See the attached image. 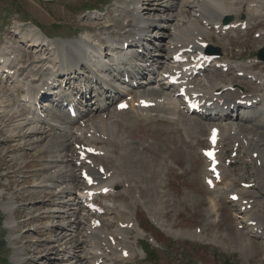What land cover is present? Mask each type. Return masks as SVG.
<instances>
[{"label":"rangeland","instance_id":"374dc122","mask_svg":"<svg viewBox=\"0 0 264 264\" xmlns=\"http://www.w3.org/2000/svg\"><path fill=\"white\" fill-rule=\"evenodd\" d=\"M183 1L0 0V51L6 56V64L10 63L9 71H14V74L0 72L5 81V88L1 86L0 91L3 89L6 93L3 99L10 101L7 107L0 98V264H93L95 257L102 256L105 264H264V167L261 163L264 162V61L255 56L264 47V6L259 7L261 15L256 13V16L253 13L255 8L251 7L254 4L246 10H238L235 1L230 0H223V4L221 0H205L207 5L201 3L203 0H187L189 5L185 7ZM216 2L222 5H216ZM199 4L206 9L218 6L216 8L223 11V18L230 14L231 23L244 20L247 28L239 27L222 33L214 26L220 24L221 27V21L215 24L208 21L211 22L209 24L199 15ZM229 4H233L236 13L226 10L230 8ZM167 14L171 18L164 21ZM148 15L152 27L147 29ZM182 28V34L193 28L203 31L201 36L193 35L192 38L202 37V41L219 48L220 60L229 61L227 71L208 68L203 75L194 77V86L205 87L212 79L219 85L232 87H225L231 93L237 94L241 89L250 97L261 98V109L257 112L248 113L249 108L242 109L245 105L242 103L241 107L234 108L233 117L228 121H212L223 132L220 157L227 175V179H221L222 182L213 189L204 184L208 163L200 154V149L207 147L206 138L210 131L207 122L210 120L204 121L201 132L193 130L202 116L185 111L181 99L174 98V88H164L161 103L154 108L143 111L131 108L125 113L127 120L113 124L111 128L118 135L113 144L115 152L124 154L115 158V153H106L107 149L111 151L112 145L103 141L100 131L92 126L88 127V133L84 129L89 118L96 120L98 104H102L96 98L95 88L101 86L105 89L107 85L93 86L90 83L89 88L83 84L82 90L88 97L90 94L96 96L86 102L78 92L81 91V80L69 86L65 81L61 83L64 75L54 77L50 74L55 75L58 70L62 72L66 66L59 58L60 51L55 50L56 46L85 41V50L89 54L101 45L102 40H116L120 47L125 38L144 32L147 34L145 40L141 46H134L133 51H112L102 46V57L88 62L95 73L88 71L85 74L94 80L102 76L110 80L115 68L131 69L134 64L145 68L138 77L120 76L110 84L125 92L123 98L126 100L131 96H147L151 88L158 90L165 82L161 73L169 65L164 56H169V51L178 43L179 29ZM256 34L261 36L256 37ZM28 39L32 41H26ZM38 43L44 44L41 49V46L31 45ZM96 50L100 52L98 48ZM68 51L66 54L72 56L78 48L70 46ZM105 52L108 54L106 57L103 55ZM136 52L139 57H132L131 54ZM125 56L131 63L118 67L116 61ZM146 59L150 60L146 62ZM109 62L113 63V68L103 74L102 68ZM243 69L246 72L238 76V71ZM68 70L65 68L64 73ZM73 75L70 74L67 83L74 81ZM41 79L48 82L50 93L60 95L56 102L53 103L52 94L45 96L44 92H39ZM193 91L202 92L200 89ZM127 92L132 93L131 96ZM170 97L174 98L173 102ZM68 99L74 100L79 111L90 112L85 117L71 118L66 111ZM112 108L113 104L104 112L109 113ZM241 116L253 122H246ZM234 122L247 131L239 132ZM229 125L235 129L230 131ZM35 128L39 130L33 132ZM43 130L47 133H39ZM49 134L63 136L55 148L50 149L47 145L49 137L45 136ZM80 137L81 140L85 137L84 141L92 144L97 140L96 148L106 153L100 156L105 157L103 160L109 159V163L104 161L107 164H102L111 167V172L120 163L125 167H122L125 170L122 175L120 169L114 174L120 178L113 176V181L109 180L110 183L119 181V184L111 187L110 183L103 182L95 189L102 186L110 188L111 193L98 197L96 201L103 206L104 218L111 222L107 230L112 233L109 236L111 244L119 245L125 238L127 257L120 255L123 251L111 250L99 243L94 245L95 238L89 236L87 229L93 214L90 217L81 207L82 200L77 198L78 191L83 188L82 179L76 180L75 188L70 180L73 174H79L70 155L78 146L74 141ZM119 139L124 140V149L118 148ZM235 142L239 143V148L237 156L232 157ZM253 153H258L257 157H253ZM146 161H150L148 167L145 166ZM57 172L66 178L63 177L61 182H51L50 175ZM241 181H250L253 186L238 188ZM230 193L240 194L241 198L231 201L227 198ZM246 200L251 207L244 209L241 206ZM117 217L127 219L129 225L123 226L125 223H120ZM249 217V221H257L256 226H249ZM144 239L152 245L150 255L140 248Z\"/></svg>","mask_w":264,"mask_h":264},{"label":"bare ground","instance_id":"6f19581e","mask_svg":"<svg viewBox=\"0 0 264 264\" xmlns=\"http://www.w3.org/2000/svg\"><path fill=\"white\" fill-rule=\"evenodd\" d=\"M205 0H203V2H201V3H204V4H206L205 2H204ZM230 1H235V6L237 7V9L239 10V9H241V10H244L245 8H250V6L252 5V4H254V6H251L252 8H255V9H253L252 11H253V13L255 12V14L256 13H260V15H261V10L259 9V7H263L264 6V0H230ZM133 2V1H132ZM227 2V1H226ZM221 3L223 4L224 2H223V0H221ZM220 2H216L215 4L216 5H222ZM228 3V2H227ZM234 3V2H233ZM189 5V1H187V0H185V1H183V6L185 7V6H188ZM207 5V4H206ZM231 5V6H230ZM209 6V5H208ZM229 6H230V8L229 9H226L227 11H229V13H231V14H233L235 11H234V9L232 8L233 7V4H229ZM216 7H218V6H216ZM216 7H211L210 9H209V7H208V9H206V8H204L201 4H199V9H198V12H199V15L203 18V19H206V21L208 22V21H212L213 22V24H215L216 22L217 23H219L220 21H221V25H222V21H223V11L221 12V11H219ZM222 7V6H221ZM220 7V8H221ZM219 8V9H220ZM146 9V8H145ZM261 9H263V8H261ZM246 10V9H245ZM251 10V9H250ZM250 10H248L249 12H250ZM234 11V12H233ZM237 11V10H236ZM136 12L138 13V10H136ZM226 12V11H225ZM246 12V11H245ZM248 12V13H249ZM146 13H149V12H146ZM228 13V14H229ZM236 13V12H235ZM252 13V12H251ZM168 15V14H167ZM259 15V14H258ZM146 16V15H145ZM149 17L148 18H146V21L147 22H145V23H147V25H149V27H147V29L148 28H150V27H152V24L150 25L149 24V22L151 21V19H150V15H148ZM256 16H257V14H256ZM171 18V15H168V17L166 18V19H164V21H168L169 19ZM250 20H251V18H250ZM187 23V22H186ZM185 23V24H186ZM261 23H262V21H261ZM258 24V23H257ZM27 25V24H26ZM193 25V24H192ZM31 26V25H30ZM194 26V25H193ZM159 27H162V25L161 24H159ZM255 28V27H254ZM35 29H37V28H35ZM147 29L145 30V31H147ZM183 29V28H182ZM240 29V28H239ZM260 29V28H259ZM139 30H141L140 28H139ZM198 30V31H197ZM236 30V29H235ZM144 31V30H143ZM179 31H180V33L181 34H179V37H178V39H177V44H176V46L175 47H173V49L171 50V51H169L170 52V55L169 56H167L166 55V57L164 56V58L169 62V58L171 57V55H172V53H174L175 51H177L179 48H182V47H186V46H189V44H193V47H195V48H197V49H199V50H204V48H202V47H200L199 45H198V42H199V40H201L202 41V39H198L197 37L195 38V39H193L192 38V36L194 35H198V36H201L202 35V32L203 31H201V32H199V29L198 28H193V29H189L188 31L189 32H184V34H182V31H184V29L183 30H180L179 29ZM238 31V30H237ZM147 32H149V31H147ZM240 32V31H239ZM32 33V32H31ZM36 33V32H35ZM245 33V32H244ZM243 33V34H244ZM37 34V33H36ZM130 36V35H129ZM146 36H147V34H144V32L140 35H136V34H134L133 35V37H128V38H125L123 41H122V43H121V45H120V47L118 46V41H116V40H113V39H110V38H108L107 40H105V41H103L102 40V42H101V45H98V47H95L96 49L98 48V50L100 51V52H98L96 49L95 50H93V52H90L89 54L88 53H86L87 52V50H85V44H86V42L85 41H80V42H78L77 44L75 43V44H65V45H60V46H56L55 47V50H57V52H58V49H59V51H60V53H59V58H61V60H62V62H63V64H65L64 66L65 67H63V69H62V72H60L59 70H58V73L57 74H53L52 72H50V74L51 75H53L54 77L56 76V75H64L63 77H61L62 78V80H61V83H63V81H65V85H69V86H71L74 82H76V81H79V80H81L80 81V84H81V87H82V84H84L85 86H89L90 85V83H93L94 84V82H95V84L94 85H96V83H98V84H100V83H102V84H106L107 86H105L104 88L105 89H101L100 88V90H97L96 88H95V90L94 91H96V96L95 95H92V94H90L89 95V97H88V95H87V93L86 92H84L83 93V91H81V93H80V96H81V98L83 99V100H86V102H90L92 99H94V96L96 97V98H99L100 99V101H102V104H98L99 105V107H98V109H97V118H96V120L94 121L92 118H89L86 122H85V126H84V129H85V133H88L89 131H88V127L89 126H92V127H94L95 129H97L98 131H100V134H103V137H102V139H103V141L106 143V142H108L109 141V143L112 145V149H111V151L110 150H106V153H111V154H113V153H115L116 155H115V158H118V157H120L121 158V156H123V155H121V152H119V154L117 155V153L115 152V147L113 146V144L117 141V139H118V135L114 132V129L113 128H111V127H114L113 126V124H115V125H118V124H120V123H122V122H124V120H127L126 118H128L126 115H125V113L126 112H128L129 110H132L133 108H136L138 111H143V110H147L146 108H144V107H141V104H142V102H144V101H152V102H155V105L152 107V108H154L157 104H159V103H161L160 101H161V99H160V95H161V93H163V90H164V88H166V86H165V83H167V82H164L163 84H161L160 85V87H159V89L158 90H155L154 89V91H153V89L151 88V92L149 91V90H147V92L148 93H146L147 94V96H131L130 97V100H129V107L127 108V109H125V110H118L117 109V103H119V102H121V101H123L124 99H125V97H124V99H120L118 102H116V103H114V100H116V99H119V98H122L123 96H124V93L125 92H123V91H119L116 87H114L112 84H110V82L111 81H115V80H117V79H119L120 78V76H124L125 74L126 75H130L132 78H136V77H138L143 71H144V69L145 68H142V67H136V65H134V66H132V70H123L122 68H120L119 66L121 65V64H123V63H125V64H127L126 62H129V59H127L126 60V58H123V59H118L117 61H116V64L118 65V67H119V69L118 70H116L117 72H112L113 73V77H112V79H110V80H106V79H104L103 78V76L102 77H99V78H96V80L93 82V77L92 76H88V75H86L85 73H87L88 71H89V73L91 72V74L92 73H95V71H93V69L91 68V66L88 64V62L92 59V58H100V57H102V51L104 52V49H102V46H104V47H108L109 49L108 50H114V49H117L118 51H121V52H123V44H124V42H127L128 43V46L126 47V50L128 51V50H131L132 48H134V46L136 47L137 46V44H140L139 46H141V44H142V40H145V38H146ZM225 36V35H224ZM239 36H240V34H239ZM32 37H33V34H32ZM185 37L187 38V39H185ZM21 38V37H20ZM130 38H134L133 40H130ZM38 39V38H37ZM190 39V40H189ZM80 40V39H79ZM26 41H32L31 39H28V40H26ZM36 41H38V40H36ZM42 41H44V40H42ZM55 41V40H54ZM56 42V41H55ZM66 43V42H65ZM105 43V44H104ZM63 44V43H62ZM32 46H37V47H40V49L42 48V46L44 45V44H42V43H38V44H31ZM92 45V44H91ZM149 45V44H148ZM74 47V48H78V51L77 52H74V53H72V56L71 55H67L66 53H69V51H68V47ZM95 46V45H94ZM3 48V47H2ZM8 49V48H7ZM106 49V48H105ZM131 51H133V50H131ZM2 52V53H1ZM96 52H97V54H96ZM147 53V52H146ZM149 54V53H148ZM81 55V56H80ZM103 55H105V57H106V55H108L107 54V52H105V54H103ZM139 55V54H138ZM137 55V52L136 53H133V57H139ZM146 56H148V55H146ZM145 56V57H146ZM231 56V55H230ZM104 57V58H105ZM57 58V56L55 57V59ZM149 58H151V57H149ZM143 60V59H142ZM150 59H146V62H148ZM56 61V60H55ZM6 62H7V60H6V56H5V54L3 53V51H0V71H2V72H5L4 70H10L9 68H8V64L6 65ZM104 62V61H103ZM145 62V61H144ZM105 63H107V62H105ZM54 65V64H53ZM130 65V64H129ZM151 65V64H150ZM254 66V65H253ZM65 68H68L69 70L66 72V73H64L65 72ZM112 69V64L109 62L108 64H105V70H111ZM116 69V68H115ZM233 70V69H232ZM156 71V70H155ZM207 71V70H206ZM23 72V71H22ZM57 72V71H56ZM60 72V73H59ZM163 72L165 73V72H170V70H168V69H166V70H163ZM162 72V73H163ZM72 73L74 74L72 77H75L74 78V81L73 82H71V81H68V83H67V79H69V77H71L70 76V74L72 75ZM76 73H81V75H77ZM106 73V72H105ZM104 72H103V74H105ZM110 73V72H109ZM161 73V74H162ZM232 73V72H231ZM5 74V73H4ZM98 75V74H97ZM143 75V74H142ZM203 75V74H202ZM232 75H233V73H232ZM5 76V75H4ZM80 76H83V77H80ZM197 76V75H196ZM3 77V76H2ZM2 77H0V89H1V86H3L4 88H5V86H4V84H5V81L2 79ZM89 77V78H88ZM40 79V78H39ZM49 79H51V77H49ZM60 79V78H59ZM124 79V78H123ZM56 80V79H55ZM133 80V79H132ZM155 80V79H154ZM167 81V80H166ZM222 81V80H221ZM50 83V82H49ZM254 83V82H253ZM40 85L42 86V87H40V89H39V92H44V94L43 95H49V94H52L54 97H53V99H52V101H53V103L54 102H56L57 100H58V98H59V94L58 93H56V92H53V93H50V91H51V88H50V86H48V82H46V81H42V79H41V81H40ZM93 85V86H94ZM149 86H150V84H148ZM54 87V86H53ZM132 87V86H131ZM225 87H228L226 84H222V85H219V83L217 82V83H215L214 81H212V79L209 81V84L207 85V86H203V89L201 90L203 93H202V97H204V96H208V101H210V100H213L215 97H216V101H214L213 102V104L211 105V106H208L207 108H206V112L204 113V114H202L201 116H202V118L200 119V121H199V123H198V126L197 127H195V128H193V130H198V131H200L201 132V130H202V128L205 126V124H204V121H209L210 120V122H207L208 123V129L210 130V128L212 127V126H216L215 124H213L212 123V121L213 120H221V121H228V119H230V118H232L233 117V114H234V110H232V109H234L235 107L236 108H238V106H239V104H236V99H240L241 97H240V95L241 94H245L246 93V91H241V92H239V93H231L230 91H228V90H225ZM89 88H90V86H89ZM93 88V87H92ZM149 88V87H148ZM128 89V88H127ZM132 89V88H131ZM145 89V88H144ZM147 89V88H146ZM177 89V88H176ZM228 89V88H227ZM68 90V89H67ZM218 90H222V92H221V94L220 95H218V96H215L214 95V92L215 91H218ZM3 91V92H2ZM2 91H0V98L2 99V103H6L7 104V107H8V105H9V100H8V98H6V99H3V96L6 94L5 93V91L2 89ZM131 91H134L133 89L131 90ZM1 92H2V95H1ZM78 92H80V91H78ZM71 93H72V90H71ZM128 94V96L129 95H131L132 93H129V92H127ZM135 93V92H134ZM42 95V94H41ZM144 95V94H143ZM164 95V94H163ZM165 95H167V94H165ZM204 95V96H203ZM9 96V95H8ZM172 96V95H171ZM6 97V96H5ZM71 97H72V95H71ZM105 97V98H104ZM165 97H167V96H165ZM164 98V97H163ZM11 99V98H10ZM57 99V100H56ZM127 99V98H126ZM168 99V98H167ZM244 100H245V102L246 101H251V100H253V99H256L257 100V98L256 97H250V95H246V97L245 98H243ZM170 100H171V102H173V100H174V98H172V97H170ZM68 101H70V100H68ZM74 100L73 99H71V101L70 102H73ZM113 104V108L110 110V112L109 113H105L104 112V110H106V109H109L110 108V105H112ZM231 104L233 105L232 106V108H231V110H230V112H229V109H230V106H231ZM2 105V104H1ZM213 106V107H212ZM256 106V105H255ZM255 106H253V108L252 109H248V113H251V112H257L258 110H260L261 109V105H260V107L259 108H256ZM46 106L44 105L43 106V108H45ZM79 107H76V110L78 111V115H81V116H83V117H85L86 116V114L87 113H89L90 111H86V110H84L83 112H82V110L81 111H79V109H78ZM132 108V109H131ZM149 108V107H148ZM226 108V109H225ZM4 109H5V107H4ZM3 109V110H4ZM257 109V110H256ZM187 111V110H186ZM212 111L214 112V113H212ZM2 112V111H1ZM7 112V111H6ZM8 113V112H7ZM263 113H264V111H263ZM4 114V113H3ZM122 115H125V116H122ZM93 116H94V114H93ZM141 117H142V115H140ZM130 117V116H129ZM196 117V116H195ZM242 118L241 119H244V121H246V122H253V120H248L247 118H246V116H241ZM118 118H120V120L118 119ZM40 119V118H39ZM62 119H64V118H62ZM239 119H240V117H239ZM198 120H199V118H198ZM45 122H46V120H45ZM231 122V121H230ZM87 123V124H86ZM234 124V126L238 129V131L239 132H241V131H247L246 130V128L245 127H243L242 125H240V124H237V126L235 125V122L233 123ZM65 126H67V122H65ZM225 126V125H224ZM233 125H229V129H230V131L232 130V129H235V127H234ZM223 127V126H222ZM227 127H228V125H227ZM41 128V127H40ZM226 128V127H225ZM39 129H37V128H35L34 130H33V132H37ZM69 131V130H68ZM210 132V131H209ZM17 133V132H16ZM39 133H47V131H45V130H43V131H41V132H39ZM222 134H223V132L221 131V129L219 130V134H218V137H219V139H221L222 138ZM88 136V135H87ZM224 136V135H223ZM45 137H49V139H48V141H47V145H48V147L51 149V148H55L56 146H58L57 145V143L59 142V140L61 139V138H63V136H61L60 134H57V135H54V136H51V134H49V135H47V136H45ZM68 137V136H67ZM83 138H85V137H83ZM82 138V140H81V137L80 138H77L75 141H74V143L75 144H79V145H93V146H95V144H97L96 142H97V140H95L96 142H95V144H92L91 142H87V143H85V141H84V139ZM87 138V137H86ZM264 138V137H263ZM123 139H119V141H118V148L121 150V148L122 149H124L125 147V145L123 144ZM254 142V141H253ZM250 145V144H249ZM251 146V145H250ZM76 147V146H75ZM130 147V146H129ZM97 149V148H96ZM131 150V149H130ZM97 152H98V155H88L84 160H80V158H79V156H78V150H73V151H71V154L72 155H70V158H71V161H73L74 163H75V165L77 166V162L78 161H80L81 162V165H80V167L78 168L79 170H80V172H79V174H73V176L75 177H71L70 178V180L72 181V184H73V188H75L77 185H76V180H78V178H80L81 179V177H80V174H81V170L82 169H88L89 170V172H90V174H92V175H95V177H96V179L99 181V183L101 184V183H103V182H107V183H110V181H113L112 180V178H113V176H115V177H117V178H120V176L119 175H114V174H116V171H117V169H120L121 171V174L120 175H122V173H124V171H123V169L125 168L124 166H122V164L120 163L119 164V166H116L115 167V170L114 171H112L111 172V167H103L104 165L102 164L104 161H106L107 163H109V159L107 158L106 160H103L102 158H105V157H101V156H99L100 155V152H101V150H99V149H97ZM134 152V151H133ZM252 152V151H251ZM106 153H104V154H106ZM136 153V152H135ZM144 153H146V152H144ZM134 155V154H133ZM142 155V154H141ZM114 156V155H113ZM144 156H146V157H148L146 154H144ZM133 157V156H132ZM87 158H89V159H91V161L94 163V165H96L97 166V168H96V170H94L93 168H91L90 167V165H87L85 162H86V159ZM149 158V157H148ZM113 162H116L117 161V159H111ZM259 160V159H258ZM262 160V159H261ZM51 161H54V160H51ZM57 161V160H56ZM128 161V160H127ZM139 161V160H138ZM206 161V160H205ZM135 162V160H133V163ZM150 162V161H149ZM149 162L148 161H146V165L145 166H149ZM207 162V161H206ZM105 163V162H104ZM107 163H105V165L107 164ZM129 163V162H128ZM145 163V162H144ZM261 163H262V165H263V167H264V162L263 161H261ZM126 164V163H125ZM134 165V164H133ZM208 165V164H207ZM99 167H103L104 168V173H100L99 172ZM122 167H123V169H122ZM139 167V166H138ZM138 167H136V168H138ZM146 168V167H145ZM219 168H220V170H221V179L224 181V180H226L227 179V175L225 174V172H224V170L223 169H225V166H223L222 165V163L219 165ZM59 169V168H58ZM72 169V168H71ZM77 169V170H78ZM207 169H206V174H207ZM262 172H263V169H262ZM259 174V173H258ZM263 174V173H262ZM141 175V174H140ZM63 177H65L64 175H63V173H54L53 175H50V177H49V180L51 181V182H58V181H62V178ZM76 177H77V179H76ZM105 177V178H104ZM66 178V177H65ZM127 178H128V176H127ZM67 180V179H66ZM110 180V181H109ZM264 180V179H263ZM60 181V182H61ZM131 181V180H130ZM222 182V181H221ZM119 184L120 182L119 181H116L115 183H113V182H111L110 184H111V187H113V186H116L117 184ZM233 183V182H232ZM234 183H236V182H234ZM230 194H232V193H230ZM1 197V196H0ZM227 198H229V197H227ZM228 201V200H227ZM5 203V202H4ZM4 203H2V204H4ZM6 204V203H5ZM234 205V204H233ZM217 206V205H216ZM2 207V206H1ZM0 207V208H1ZM81 207H83L84 208V205H83V203L81 204ZM75 208H77V207H75ZM3 210V209H2ZM214 210V209H213ZM6 213V212H5ZM124 216V215H123ZM92 218L93 219H99L100 221H101V224H100V226H93L92 224H91V222H90V224H89V226H88V229L87 230H89V236H91V237H93V238H95V240H93V241H95L94 242V245H96L95 243H99V244H103V245H105V247L106 248H109V249H111V250H115V249H117V250H120L121 252L125 249V245H124V239H122V241L120 242V244L119 245H117V243L114 245V246H112L111 245V242H110V240H109V236H112V233H110V232H107V230H108V227H110V225H111V222L110 221H108L107 220V218L105 219L104 218V216L103 215H97L96 213H94L93 215H92ZM117 220L120 222V223H129L128 221H126V220H124V218H120V217H117ZM250 220V217L249 218H247V221H249ZM130 221V220H129ZM250 223H251V221H249ZM83 223V222H82ZM245 225H246V223H245ZM249 226H251L252 227V225H250L249 224ZM258 237V236H257ZM58 240H61L60 238H58ZM113 240V239H112ZM248 241H250V240H248ZM242 242V241H241ZM251 242V241H250ZM248 243V242H247ZM254 243V242H253ZM253 245V244H252ZM252 245L250 246V247H252ZM98 246V245H97ZM246 249V248H245ZM249 249H251V248H249ZM253 251V250H252ZM24 257V256H23ZM100 257H95L94 258V262L95 261H97L98 259H99ZM20 262V261H19ZM93 262V263H94ZM20 263H23V261H21Z\"/></svg>","mask_w":264,"mask_h":264},{"label":"water","instance_id":"95a60500","mask_svg":"<svg viewBox=\"0 0 264 264\" xmlns=\"http://www.w3.org/2000/svg\"><path fill=\"white\" fill-rule=\"evenodd\" d=\"M229 20H230V18L227 17V18L224 20V22L226 23V22H228ZM258 58L264 60V49H261V50L258 52Z\"/></svg>","mask_w":264,"mask_h":264},{"label":"snow or ice","instance_id":"6c2138e0","mask_svg":"<svg viewBox=\"0 0 264 264\" xmlns=\"http://www.w3.org/2000/svg\"><path fill=\"white\" fill-rule=\"evenodd\" d=\"M121 107H123V105H121ZM208 155H211V153H209Z\"/></svg>","mask_w":264,"mask_h":264}]
</instances>
